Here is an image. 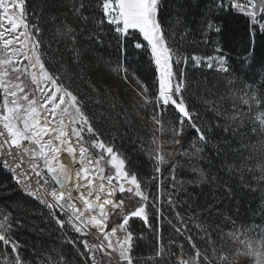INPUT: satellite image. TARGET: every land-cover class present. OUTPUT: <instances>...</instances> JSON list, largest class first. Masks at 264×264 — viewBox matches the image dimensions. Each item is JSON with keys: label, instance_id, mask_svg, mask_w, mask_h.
Segmentation results:
<instances>
[{"label": "snow or ice", "instance_id": "6c2138e0", "mask_svg": "<svg viewBox=\"0 0 264 264\" xmlns=\"http://www.w3.org/2000/svg\"><path fill=\"white\" fill-rule=\"evenodd\" d=\"M201 2L197 0L198 5ZM89 6V0H80L78 6L73 4V14L87 22L89 17L84 12ZM95 7L103 13L99 23L109 26L107 30L114 34L120 51H126L125 42L128 41L130 47L142 50V55L149 57V63L153 65L155 91L150 94L147 85L139 80L136 83L139 85L138 95L151 109V120L156 125V131H169L163 115L174 112L178 115V123L171 129V142L180 144L181 140L175 137H182L186 128L190 127L197 133L198 141L205 143L207 136L200 125V117L188 103V65L191 63L196 69L206 67L231 75L230 57L219 47L214 49V55L185 54L165 25V0H95ZM225 11L229 15L233 12L243 15L247 55L240 64L254 66L250 62H255L257 41L264 37V0H260L259 7L255 0H212L200 22L199 32L204 44L209 43V33L220 32L213 14ZM21 28L24 30L18 31ZM63 34L70 36L72 49L68 53L67 63L74 72L78 65H72L71 60L79 59L78 37L71 28H67ZM184 38L181 36V41ZM89 39H92V35ZM96 43H103L100 36H96ZM52 60L53 56L45 49L42 29L28 21L26 0H0V157H3V167L12 173V180L22 186L25 195L38 200L49 210L50 217L62 231L70 230L82 237L68 242L74 247L77 244L83 247V252L77 249V254L84 258L85 264L89 259L91 264H170L172 253L169 249L175 242L162 244L160 231L161 220L165 217L163 205L167 203L173 210L176 205L169 193L161 191L160 165L166 164L167 160L158 148L149 151V157L155 161L151 180L139 177L126 167L128 158L114 144L101 138L103 133L88 112L89 98L74 86L75 78L80 77V73L69 75ZM124 79L127 82V75ZM249 89L240 97V102L248 106L251 118L254 111L264 109V92L257 95L251 86ZM254 105H259V108ZM236 110L239 111L238 108ZM252 131L264 137V112L255 117ZM152 143H157L155 137ZM77 148L81 171L76 176L78 181L82 178L84 183H76L74 188L67 189L65 182L70 176L66 166L60 162L58 153L66 150L75 160ZM199 151L201 149L197 148L196 152ZM25 153L33 160L31 168L25 167ZM253 153L262 161L260 176L264 177V140L253 146ZM81 172L84 173L83 177ZM94 180L98 184L95 200L100 203L89 199L93 196ZM172 180L175 181L174 175ZM105 181L110 185L109 189H105ZM153 181L156 182L153 184L155 194L148 190ZM175 186L173 183L172 187ZM82 188L89 189L87 195L81 191ZM4 190L11 194V189ZM73 191L79 193L77 199L83 203V208L73 203ZM117 192L122 197L118 202L108 198ZM125 194H128L127 205L123 198ZM153 209L155 225L149 220ZM133 218L139 219L155 234L156 245L151 261L134 254L137 237L131 230L130 221L134 222ZM176 219L179 226L173 224L172 220H168V223L176 235L184 237L192 246L200 264H231L232 253L224 254L223 248L216 249L214 244L211 256L206 249L201 252L193 243L189 221L179 212ZM204 231L207 232V229ZM11 232L10 216L4 215L0 222V242L5 248H10L11 253L0 251V264H26L20 255V245L12 238ZM118 232L125 235L117 236ZM89 234L100 243L90 244L87 240ZM240 243L246 249L245 254L255 259V264H264V241L260 242L259 247L243 239ZM180 250L183 251L182 246ZM97 253L102 255L97 257ZM56 264H71V261L61 258ZM177 264L194 262L181 260Z\"/></svg>", "mask_w": 264, "mask_h": 264}, {"label": "trees", "instance_id": "16d2710c", "mask_svg": "<svg viewBox=\"0 0 264 264\" xmlns=\"http://www.w3.org/2000/svg\"><path fill=\"white\" fill-rule=\"evenodd\" d=\"M79 2L80 0H26V15L31 24L42 29L45 49L53 56L52 62L59 63L61 70L69 75L80 73V77L75 78L74 86L89 98L88 112L103 133L101 138L114 144L128 158L126 167L139 177L151 180L154 165L148 155L149 142L152 141L150 128L153 127L148 119L151 109L145 106V101L142 107L136 106L132 97L134 91L139 90L137 80L149 87L150 94L155 91L153 65L149 63V57L142 55V50L130 47L128 41L125 42L126 51H120L113 38L114 34L107 30L109 26L99 23L103 19V13L95 7V0H89L90 6L84 12L89 17L87 22L74 15L73 4L78 6ZM211 3L212 0H202L199 5L197 0H165L164 15L165 25L185 54L195 52L198 55H214V49L219 47L230 57L228 63L232 66L229 75L188 65V103L199 115L200 125L207 136L198 156L203 161L201 165L206 173L203 172L201 184L191 186V176L184 174V186L168 191L164 189L176 201L177 211L184 213L183 216L188 217L189 221L191 213L203 212L205 222L195 217L190 223L193 231H198L196 224L207 229L205 235L199 232V238L191 233L193 243L199 250H204L202 246H208L211 242L208 232L216 235L217 230L223 227L224 219L243 221L258 212L257 196L243 190L245 184L240 182L239 168L241 162L249 156L251 144L257 140L258 135L252 131L255 117L264 112V109H259L252 113L251 118L243 116L234 124L223 122L222 110L231 107L232 92L244 95L250 90L249 86L257 95L264 92V37L257 41L256 59L255 62H250L254 66H241L240 61L247 55L244 17L235 12L229 15L225 11L213 14L220 32L209 33V43L204 44L199 32L200 22ZM67 28H71L78 37L79 59L71 60L72 65H78L74 72L67 63L68 53L72 49L70 36L63 34ZM90 35L92 39H89ZM96 36H100L103 43H96ZM181 36L185 37L182 41ZM125 75L128 77L127 82ZM229 80L232 82L229 83ZM242 107L249 112L246 105L242 104ZM254 107L259 108V105ZM167 114L172 117V126H177L178 115L174 112ZM163 121L165 122L164 119ZM191 134L196 137V133ZM154 183L156 182L153 181L148 187L151 194L156 193ZM4 189H11V194ZM167 206L166 203L163 205L165 217L160 224L161 243L164 245H168L170 241L175 242L170 235H176L168 223V220H172L176 224L175 212L170 205ZM4 215L10 216L11 235L20 245V255L26 264H56L61 258L70 260L71 264H85L84 258L77 254V249L83 252V247L80 244L74 247L68 242L82 237L71 231H62L46 208L15 190L10 175L0 166V221ZM152 215L149 220L155 225L154 213ZM136 225L137 222H131V230L137 237L134 254L138 258L151 259L156 245L155 234L151 236L149 246L142 247L140 237L146 227L140 223L143 230L140 233L136 232ZM181 239L189 251L194 250L188 241ZM169 250L172 253L171 263L182 254L189 257L176 248L175 243ZM0 251L11 253V249L5 248L2 242ZM87 264L90 262L87 261Z\"/></svg>", "mask_w": 264, "mask_h": 264}, {"label": "rangeland", "instance_id": "374dc122", "mask_svg": "<svg viewBox=\"0 0 264 264\" xmlns=\"http://www.w3.org/2000/svg\"><path fill=\"white\" fill-rule=\"evenodd\" d=\"M257 6L259 7L260 0H255ZM24 29L21 28L18 31H23ZM24 63H27V61H24ZM191 64V63H189ZM206 68V67H205ZM208 69V68H206ZM139 90H135L132 101L136 106L142 107L144 105V98L138 95ZM243 94H240L239 92H232L231 93V98H230V105L231 107L229 109H224L222 110V114L224 115L223 117V122L227 123H238L239 120L242 119L243 116H249V112L246 111L242 107V103L240 102V97H242ZM235 105V108H234ZM248 107V106H247ZM239 109L237 111L236 109ZM151 110L148 116L149 122L153 126L150 128L151 130V137L152 141L153 138H156L157 143L153 144L152 141L149 142V148H148V153L149 151H152L154 149L158 148V151L160 152L161 155L164 156V158L167 160L166 164H161V180L163 181L161 191L164 192V189L168 191L169 189L174 190L175 188H180L182 185L184 186L183 182V175H189L191 176L190 179V185L194 186L195 184H201L203 182V177L205 170L203 169V165H201L203 161L198 159V156L200 151L197 153L196 149L200 148L203 150L204 143H200L197 138V133L195 132L194 129L187 127L186 130L183 133L182 137H175L176 139H180L181 143L180 144H173L171 141L173 139L172 134H171V129L174 127L172 126V117L169 114H164L163 119L165 120L164 124L165 127L169 130L168 132L162 133L160 131H156V125L152 122L151 120ZM252 115V114H251ZM235 117V119H233ZM192 130V131H191ZM191 132L195 135H192ZM256 141H254L253 144L250 146V150L248 152V157L244 159V161L241 162L240 164V182L244 183L243 185V190L248 191L249 193L252 192V195L257 196V203H259V209L256 215H252L249 218H245L243 221H235V220H226L224 219L222 223V228L218 229L216 232V235L213 236V234L208 232L209 239L211 242L208 244V246H202V248L208 251L209 255L213 253V247L212 245L214 244L216 249L223 248L224 254L232 253V259H231V264H255V259L252 256L246 255V249L244 245L240 243V240H247L249 242H254V247H259L260 242L264 241V177L260 176V171H261V163L262 161L258 156H256L253 153V146L259 145V143L264 140V137L261 138L259 135L256 137ZM171 153L172 155H167ZM153 160V159H152ZM155 163V161L153 160ZM173 168L175 169L173 173ZM66 170L69 173L70 179L68 180L70 182L71 177H72V172L70 169L66 167ZM204 172V173H203ZM175 176V181L172 180V176ZM67 181V182H68ZM105 183L108 185L107 181ZM175 183V188L172 187V184ZM113 184H115V181H113ZM251 185V187H249ZM110 186V185H109ZM127 195H124L125 199V205H127L129 202L127 200ZM73 203H75L78 207L83 208L82 202L80 203L73 194ZM121 194L119 192L115 193L114 196H111V199H115L117 202L119 199H121ZM151 198V197H150ZM139 199V198H135ZM168 204L166 203V207ZM43 207V206H42ZM45 208V207H43ZM47 209V208H46ZM163 209V208H162ZM47 211H49L47 209ZM176 213L178 212L177 209L175 208L173 210ZM154 213V209L150 211L149 214V219L150 217L152 218ZM182 217H184V213H180ZM195 217H198L199 220H202L201 222H205V216L203 217V212L197 211V214L191 213L190 215V220L192 221ZM62 219L64 217H61ZM186 220L189 221L188 217H184ZM134 219V222H137L136 225V232L143 231L142 227L139 225L140 223L142 224L139 219ZM3 221V219H1ZM119 220V218H117ZM0 221V222H2ZM191 221H189V228H190V234H195L197 236L196 238H199V232L200 234L205 235L206 232L204 229L198 227V224H196V228L198 231H193L192 230V225H190ZM132 221H130L131 223ZM144 224V223H143ZM176 224L179 226L177 219H176ZM146 227V226H145ZM210 227H208L209 229ZM70 231V230H69ZM161 231V228H160ZM74 233V232H73ZM247 233V235H245ZM76 234V233H74ZM153 231L146 227L145 230L143 231L142 237H140V240L142 241L141 245L142 247H147L150 244L151 236L153 235ZM78 235V234H77ZM125 235L124 232H118L117 236L123 237ZM175 239V246L178 249H181V246L183 247L184 253L188 254L189 257H185L183 254L178 256L182 257L183 261H189L192 260L194 264H200L199 257L196 256V253L194 250H188L185 247V243L182 241L180 236H176L174 234L170 235ZM78 240V239H77ZM87 240L90 244H99L100 241L97 240L94 236H88ZM186 240V239H183ZM140 241V242H141ZM187 241V240H186ZM4 246V245H3ZM201 252L204 250L200 249ZM134 251V250H133ZM239 253V255H237ZM102 254L97 253V257H100ZM177 257V258H178ZM142 259V258H141ZM149 261H151L150 258ZM89 262L91 264V259H89ZM170 264H177L176 260L175 262H170Z\"/></svg>", "mask_w": 264, "mask_h": 264}, {"label": "bare ground", "instance_id": "6f19581e", "mask_svg": "<svg viewBox=\"0 0 264 264\" xmlns=\"http://www.w3.org/2000/svg\"><path fill=\"white\" fill-rule=\"evenodd\" d=\"M47 139V137L45 138ZM58 156H59V159H61L60 161L64 160L63 164L69 169L71 168V165H72V161H74L73 159V155L68 153L66 150H62L60 153H58ZM64 157V158H63ZM75 159L76 161H79L80 160V156H79V150L78 148L76 149V153H75ZM4 170V172L8 175H10V171H8L6 168H2ZM72 172V177H71V180L70 182L66 181L65 182V188L67 189H72L74 188L75 184L76 183H81L83 184L84 183V180L81 178L79 181L77 180V176H76V173L73 172L72 170H70ZM84 176V173L81 172V177ZM99 178L97 177L96 180H98ZM104 186H105V189H109L110 186L107 185L105 182H104ZM98 189V184L96 183V181L94 180L93 181V185H92V190H93V196L90 197V201L91 202H95V203H100V201H96L95 200V190ZM81 191H83L85 193V195H87V192L89 191L88 188H82ZM23 196H26L24 192H20ZM73 194H74V197L77 199V197L79 196V193L78 192H75L73 191ZM109 199H111V196L108 197ZM78 200V199H77ZM79 201V200H78ZM80 202V201H79ZM81 203V202H80ZM83 204V203H82ZM107 210V209H106Z\"/></svg>", "mask_w": 264, "mask_h": 264}, {"label": "built area", "instance_id": "2783aa9c", "mask_svg": "<svg viewBox=\"0 0 264 264\" xmlns=\"http://www.w3.org/2000/svg\"><path fill=\"white\" fill-rule=\"evenodd\" d=\"M65 122L67 123V120H65ZM27 143V142H25ZM24 161H25V167H28V168H31L32 166V163H33V160L32 158L27 154L25 153L24 156ZM64 158V157H63ZM62 159V158H61ZM60 159V160H61ZM61 163L64 162V160L60 161ZM0 166L1 168H4L3 167V157H0ZM70 170H72L73 172L77 173V172H80L81 171V165L79 163V161H76V159L74 161H72V165H71V168H69ZM10 177L12 179V173L10 172ZM12 183L15 187V190L18 191V192H24L22 191V186H18L16 185V183L12 180ZM28 198H31L33 199L34 201H36L38 204H40L41 206L45 207L43 204H41L38 200H35L34 198L30 197V196H27ZM46 208V207H45ZM90 235V234H89ZM91 236V235H90ZM92 237V236H91Z\"/></svg>", "mask_w": 264, "mask_h": 264}, {"label": "water", "instance_id": "95a60500", "mask_svg": "<svg viewBox=\"0 0 264 264\" xmlns=\"http://www.w3.org/2000/svg\"><path fill=\"white\" fill-rule=\"evenodd\" d=\"M181 260H183V258H182V257H178V258L176 259V263H177V261H181Z\"/></svg>", "mask_w": 264, "mask_h": 264}]
</instances>
